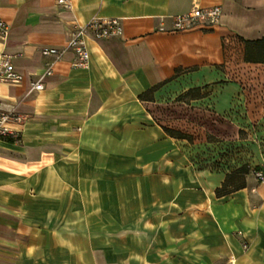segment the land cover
Masks as SVG:
<instances>
[{"label": "crops", "instance_id": "1", "mask_svg": "<svg viewBox=\"0 0 264 264\" xmlns=\"http://www.w3.org/2000/svg\"><path fill=\"white\" fill-rule=\"evenodd\" d=\"M195 4L221 6V25L171 31L174 17ZM70 5L0 0L9 24L0 59L10 58L23 76L0 82V106L24 116L14 124L18 139H0V264H264V181L248 174L244 188L218 196L228 169L204 171L200 186L173 184L169 175L185 163L174 140L216 148L231 139L260 151L264 116L254 117L245 85L230 74L224 40L263 37L264 0ZM94 17L117 19L121 33L86 35L88 62L76 67L66 49L70 34ZM44 47L63 49L62 58L43 78L44 88L33 90L53 60ZM176 100L219 118L212 133L221 139L191 144L166 133L150 105ZM260 154L255 163L264 173ZM109 168L122 172L108 175ZM127 186L135 191L127 194ZM118 211L147 234L132 245L134 256H118L100 235L108 232L109 213Z\"/></svg>", "mask_w": 264, "mask_h": 264}, {"label": "rangeland", "instance_id": "2", "mask_svg": "<svg viewBox=\"0 0 264 264\" xmlns=\"http://www.w3.org/2000/svg\"><path fill=\"white\" fill-rule=\"evenodd\" d=\"M224 44H228V46H226L227 49L232 51L231 53H228L229 60L233 64V68H230V74L233 77L238 78L241 83L245 85V88L248 92V103L251 105L250 108L254 114V117L264 116V64H248V62L244 60V48L241 47L242 41L238 36L234 45H231V43H229L227 40H224ZM209 79H211V77H208L206 80ZM188 101L189 100H182L181 102L176 103L152 104L150 105V109L153 113L155 121L158 124L163 127H170L174 130L192 135L193 142H199L202 139H208L210 141L221 139L212 133L213 130L217 129L216 126L220 125V119L203 109L189 106ZM240 139L246 140L248 138L246 134L242 133ZM228 141H231V143L236 142L235 140L231 139H228ZM173 142L175 145H177L178 150L184 153L182 157L184 156L185 160V163H178L176 166L174 165L175 167H173V170H171L172 173L169 172L170 179L173 181V184L180 182V184L193 183L200 186L204 171L208 170L212 173H225L228 169L226 165H215L220 158L219 149L216 150L209 147L187 146L185 143H179L176 140ZM188 142L193 144V142ZM259 143L262 145L260 151L262 154H264V139H260ZM254 144L255 143L245 142L244 145H230L229 147L225 148V150L228 152H232L233 150L235 151V154L232 157H229V164L231 165L232 169L235 168V166L238 168V166L245 162V160L251 161L252 163L250 164L251 167L249 168L250 170L248 174H252L257 180L260 181L256 172L263 171L261 170V167L256 169L255 162H258V158L261 156V154L257 146ZM240 149L243 150L242 156L236 155ZM206 158L208 159L204 160ZM120 172H122V170L117 171L115 169H108V175L115 176ZM163 177L164 176H162V179ZM133 188L132 186H127L124 188V190H126L127 194H130L133 190L135 191V186H133ZM115 192L116 190H113L112 193ZM113 207L120 210L119 205ZM109 214L111 216H108L107 221L108 232H102L100 235L102 237H106L108 243L113 244V250L118 256L122 253H129L130 255L134 256L136 249H132V245L137 246L138 242H140L142 238L144 239L145 235L147 234L141 233L136 218L130 217L126 222L125 219L123 220L120 211ZM101 220V224L104 225L106 223L105 220ZM126 225L129 227V232H125ZM127 244L128 246H131L129 250L126 247Z\"/></svg>", "mask_w": 264, "mask_h": 264}, {"label": "built area", "instance_id": "3", "mask_svg": "<svg viewBox=\"0 0 264 264\" xmlns=\"http://www.w3.org/2000/svg\"><path fill=\"white\" fill-rule=\"evenodd\" d=\"M64 7L70 8V0H56ZM223 9L216 5L212 7H201L195 4L190 12L179 14L174 17L173 28L171 31H185L194 28H216L221 25ZM8 22L0 17V36L8 32ZM163 29V28H162ZM121 33L117 19H99L94 17L85 25H77L71 32L66 49L75 54L73 65L83 67L87 64L89 53L85 44L86 35L90 34L95 38H108ZM63 49L57 47H44L41 52L44 56L52 57L53 60L47 64L45 73L40 78L32 81L31 89L42 90L44 88L43 78L51 75L54 71L53 66L62 58ZM22 74L15 68L14 63L8 57L0 59V82L19 83L22 81ZM24 116L14 108L2 109L0 106V139H18L20 132L14 127L16 123H22ZM260 181H264V173L256 172Z\"/></svg>", "mask_w": 264, "mask_h": 264}, {"label": "trees", "instance_id": "4", "mask_svg": "<svg viewBox=\"0 0 264 264\" xmlns=\"http://www.w3.org/2000/svg\"><path fill=\"white\" fill-rule=\"evenodd\" d=\"M239 39L244 44V60L246 62H252V63H264V36L257 39H245L242 36H239ZM148 93H146L143 96H146ZM148 101V100H147ZM176 101H182V100H176ZM166 133L169 135L176 137L178 139H186L190 142H193L192 135L185 134L183 132H180L178 130H174L170 127H163ZM260 139H264V131L260 135ZM213 141V140H211ZM233 142V141H232ZM245 142H239L236 141L234 143H231V141H223V144H219L218 147H209L211 149H219V159L216 162L215 165L217 166H225L229 169V172L226 174V178L223 181L222 185L216 189V194L218 196H223L230 194L232 192H235L239 189H242L246 186V175L249 173V168L251 167V161L245 160L241 165L235 166V168H231V165L229 164L230 159L229 157H232L235 154V151L228 152L225 150V148L229 147L230 145H236V144H243ZM262 147V145H261ZM229 154V155H228ZM236 155H243V150L240 149ZM208 158L204 159L207 160ZM220 162V163H218ZM256 169H258L260 166L255 165ZM237 181V183H236Z\"/></svg>", "mask_w": 264, "mask_h": 264}]
</instances>
